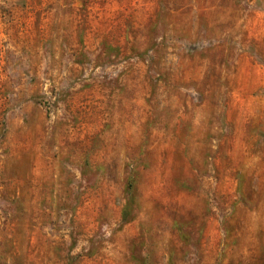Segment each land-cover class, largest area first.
<instances>
[{
  "label": "rangeland",
  "instance_id": "rangeland-1",
  "mask_svg": "<svg viewBox=\"0 0 264 264\" xmlns=\"http://www.w3.org/2000/svg\"><path fill=\"white\" fill-rule=\"evenodd\" d=\"M0 264H264V0H0Z\"/></svg>",
  "mask_w": 264,
  "mask_h": 264
},
{
  "label": "trees",
  "instance_id": "trees-1",
  "mask_svg": "<svg viewBox=\"0 0 264 264\" xmlns=\"http://www.w3.org/2000/svg\"><path fill=\"white\" fill-rule=\"evenodd\" d=\"M133 187V182L130 180L126 185V201L121 211V218L123 222H129L132 215V206L135 202V197L131 190Z\"/></svg>",
  "mask_w": 264,
  "mask_h": 264
}]
</instances>
